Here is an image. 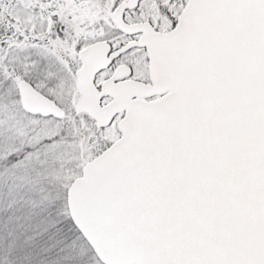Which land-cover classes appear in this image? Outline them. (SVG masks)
<instances>
[{
	"label": "snow or ice",
	"instance_id": "obj_1",
	"mask_svg": "<svg viewBox=\"0 0 264 264\" xmlns=\"http://www.w3.org/2000/svg\"><path fill=\"white\" fill-rule=\"evenodd\" d=\"M0 264H264V0H0Z\"/></svg>",
	"mask_w": 264,
	"mask_h": 264
}]
</instances>
